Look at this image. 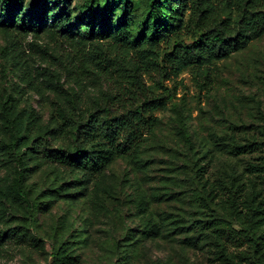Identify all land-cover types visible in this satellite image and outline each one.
<instances>
[{
	"label": "rangeland",
	"instance_id": "374dc122",
	"mask_svg": "<svg viewBox=\"0 0 264 264\" xmlns=\"http://www.w3.org/2000/svg\"><path fill=\"white\" fill-rule=\"evenodd\" d=\"M35 1H22L20 18ZM91 1L49 0L41 29L0 17V264H264V35L201 74L192 66L164 80L155 127L100 174L37 152L41 136L72 144L57 134L65 107L108 93L92 69L101 38L85 25ZM216 2L237 24L240 4ZM58 14L85 21L66 37ZM232 227L254 239L227 241Z\"/></svg>",
	"mask_w": 264,
	"mask_h": 264
},
{
	"label": "trees",
	"instance_id": "16d2710c",
	"mask_svg": "<svg viewBox=\"0 0 264 264\" xmlns=\"http://www.w3.org/2000/svg\"><path fill=\"white\" fill-rule=\"evenodd\" d=\"M22 1L2 7L0 17L7 25L17 22L16 30L43 28L50 18L49 0H41L39 6L35 1L20 18ZM179 1L146 0L143 9L138 0L91 1L93 16L85 25L91 35L101 38L94 48L92 69L106 83L108 93L92 105L83 101L80 106L65 107L57 134L70 137L72 144L54 147L51 139L41 136L35 141L37 152L86 175L100 174L115 156L130 153L155 127L156 111L165 109L169 100L162 91L166 88L164 80L192 66L201 74L204 67L264 35V0H234L242 12L238 25L216 0ZM185 8L189 10L186 19ZM138 17L140 20L133 24ZM54 19L58 32L66 37L72 36L76 24L85 21L82 18L72 24L59 14ZM87 60L83 57L81 63L93 73L86 66ZM147 74L155 77L154 87L161 90L147 83ZM245 148L241 146L240 150ZM14 189L26 196L20 180L14 183ZM221 234L232 243L254 239L249 228H224ZM6 237L0 234V245ZM21 238L27 240L24 235Z\"/></svg>",
	"mask_w": 264,
	"mask_h": 264
}]
</instances>
